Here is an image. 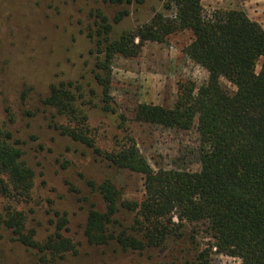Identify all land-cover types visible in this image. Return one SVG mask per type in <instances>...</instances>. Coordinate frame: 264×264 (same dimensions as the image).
I'll list each match as a JSON object with an SVG mask.
<instances>
[{
    "label": "trees",
    "instance_id": "obj_1",
    "mask_svg": "<svg viewBox=\"0 0 264 264\" xmlns=\"http://www.w3.org/2000/svg\"><path fill=\"white\" fill-rule=\"evenodd\" d=\"M159 1L173 11V17L156 14L118 40L112 39L114 25L109 18L96 13L91 37L96 41L93 53L100 73L95 78L103 88L104 111L112 112L114 60L138 58L147 43L165 44L173 35L191 32L193 41L184 52L208 73L207 82L200 87L191 81L181 83L173 107L141 104L132 121L176 133L195 131L199 146L184 154L197 169L182 161L154 169L135 143L113 152L100 150L90 138L88 118L77 107L80 87L72 82L52 85L43 105L74 119L75 125L53 123L51 128L86 146L110 166L144 178L140 202L125 199L112 181L89 183L103 210L85 199L91 204L85 238L95 247L163 252L186 237L183 229L192 227L193 234L208 240L193 264H212V254L239 259L241 264H264V29L244 12L207 18L202 0ZM127 16V11L118 13L114 24ZM222 81L234 91L224 88ZM34 179L12 133L0 121V196L5 201L0 209V244L9 233L40 264H54L77 254V245L64 234L68 221L58 213L55 231L44 242L27 229V217L17 205L32 198Z\"/></svg>",
    "mask_w": 264,
    "mask_h": 264
},
{
    "label": "rangeland",
    "instance_id": "obj_2",
    "mask_svg": "<svg viewBox=\"0 0 264 264\" xmlns=\"http://www.w3.org/2000/svg\"><path fill=\"white\" fill-rule=\"evenodd\" d=\"M202 6L207 18L216 13L244 12L264 29V0H202ZM98 11L113 23V40L149 23L156 14L174 15L159 0H145L144 4L139 0H0V121L35 174L32 198L17 208L25 213L27 229L35 231L39 242L54 233L57 213L66 217L64 234L77 245V254L54 264H193L208 240L203 234H193L192 227L183 229L186 237L172 242L163 252H124L115 245L95 247L85 238L90 202L103 210L89 183L112 181L125 199L140 202L144 178L110 166L86 146L51 128L53 123L75 125L74 119L43 105L51 86L72 82L80 87L79 92L75 90L77 107L88 118L90 138L100 150L113 152L135 143L154 169L170 168L182 161L196 170L197 165L191 166V158L184 154L199 146L195 131L176 133L133 123L132 119L141 104L173 107L181 83L191 81L200 87L209 77L184 52L193 41L191 32L173 35L165 44L147 43L138 58L114 60L113 111H104L103 88L95 78L100 73L96 69L98 56L93 53L96 41L91 37ZM122 11L129 16L114 24ZM222 85L234 91L226 81ZM4 203L0 196V209ZM211 260L212 264H241L239 259L217 254H212ZM0 264L40 263L6 233L0 244Z\"/></svg>",
    "mask_w": 264,
    "mask_h": 264
}]
</instances>
